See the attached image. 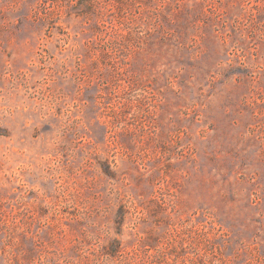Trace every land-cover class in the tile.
<instances>
[{"label": "rangeland", "instance_id": "1", "mask_svg": "<svg viewBox=\"0 0 264 264\" xmlns=\"http://www.w3.org/2000/svg\"><path fill=\"white\" fill-rule=\"evenodd\" d=\"M0 264H264V0H0Z\"/></svg>", "mask_w": 264, "mask_h": 264}]
</instances>
